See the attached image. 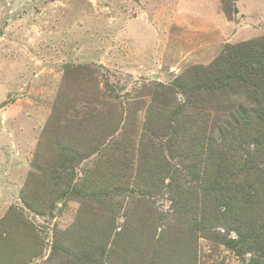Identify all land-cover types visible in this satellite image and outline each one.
<instances>
[{
  "label": "rangeland",
  "instance_id": "obj_1",
  "mask_svg": "<svg viewBox=\"0 0 264 264\" xmlns=\"http://www.w3.org/2000/svg\"><path fill=\"white\" fill-rule=\"evenodd\" d=\"M259 40L264 0H0V264H264V92L210 87Z\"/></svg>",
  "mask_w": 264,
  "mask_h": 264
},
{
  "label": "trees",
  "instance_id": "obj_2",
  "mask_svg": "<svg viewBox=\"0 0 264 264\" xmlns=\"http://www.w3.org/2000/svg\"><path fill=\"white\" fill-rule=\"evenodd\" d=\"M254 64H257V67H254ZM217 65L219 66V69L212 73V76H214L213 83L216 85L210 86L215 87L218 86V88H224V87H231V83L235 82L237 84H251L253 88H250L251 92L261 94L264 92V40L259 41H251L247 43L240 44L235 47H230L225 51V54H223V57L217 62ZM259 83V84H258ZM237 113H231L230 116L233 117L234 121H237L236 117ZM257 114H260L262 119H264V110L258 109ZM241 118V117H240ZM244 118V117H243ZM246 119V118H245ZM250 119V117H248ZM229 126H231V123H229ZM218 129H220L219 126H217ZM224 129V128H222ZM221 129V130H222ZM174 138V139H173ZM172 140L174 143H178L180 149L179 150H189L190 144H185L187 140L183 139L179 135H173ZM191 141V140H190ZM150 155H142L140 158V165H139V171L142 172L143 170L140 169H147V172H149V169L151 170L152 164H147L145 168L142 167V163L148 162L150 159ZM160 161V160H159ZM186 158L181 161L184 168H188V173L191 176L194 184L200 185L203 187L206 185L207 178L210 175V166L213 164L204 163L202 162H192L190 165H188L186 162ZM160 163V162H159ZM163 165V162L160 163ZM200 164V165H199ZM191 170V171H190ZM162 171V170H161ZM161 171L160 174H161ZM182 172H185L184 170ZM163 176H162V182H163ZM173 182H176V178L173 177ZM177 183V182H176ZM173 186H176L173 184ZM237 193H241V191H236ZM226 201V197L224 198ZM234 201V200H229ZM230 202V204H231ZM227 203V201H226ZM228 204V203H227Z\"/></svg>",
  "mask_w": 264,
  "mask_h": 264
}]
</instances>
